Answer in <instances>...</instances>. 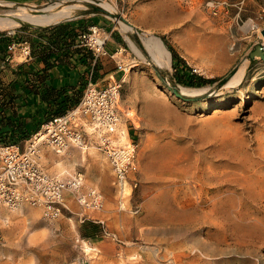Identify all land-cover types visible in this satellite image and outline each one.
Here are the masks:
<instances>
[{"label":"rangeland","instance_id":"rangeland-1","mask_svg":"<svg viewBox=\"0 0 264 264\" xmlns=\"http://www.w3.org/2000/svg\"><path fill=\"white\" fill-rule=\"evenodd\" d=\"M219 1L227 6L214 12L208 3ZM56 3L78 8L62 22L105 21L125 40L117 57L135 65L115 76L133 117L124 126L137 142L138 185L119 210L99 152L43 149L50 173H81L102 207L83 211L66 193L68 210L54 220L41 207L0 211V264H264V60L249 57L264 41V0H0V15ZM22 28L40 29L0 33ZM149 35L169 52L168 68L146 49ZM161 37L186 73L212 81L178 83ZM241 64L236 87L214 81Z\"/></svg>","mask_w":264,"mask_h":264},{"label":"built area","instance_id":"built-area-1","mask_svg":"<svg viewBox=\"0 0 264 264\" xmlns=\"http://www.w3.org/2000/svg\"><path fill=\"white\" fill-rule=\"evenodd\" d=\"M208 5L214 12L227 6L224 1ZM108 37L101 27L93 24L78 33L77 47L88 51L94 60L107 57ZM6 51L7 60L15 52L23 60L31 58L27 41L10 42ZM124 51V48L116 50L110 55L111 59ZM134 65V62L126 65L117 62L116 73L123 74ZM116 73L95 83L89 81L77 106L42 123L23 141V147L0 145V211L10 212L24 205L41 207L44 218L54 220L68 210L66 193L74 196L83 211L100 210V192L92 187L84 188L81 173L52 174L42 163L43 149L62 155L69 149L84 152L89 148H94L104 159L111 173L117 208L124 209L125 200L138 185L135 177L137 142L134 133L130 134L124 126L125 121L133 124V117L130 107L122 102L123 78H117ZM2 222L7 223V220ZM2 243L0 226V245Z\"/></svg>","mask_w":264,"mask_h":264},{"label":"crops","instance_id":"crops-1","mask_svg":"<svg viewBox=\"0 0 264 264\" xmlns=\"http://www.w3.org/2000/svg\"><path fill=\"white\" fill-rule=\"evenodd\" d=\"M73 22L68 29H74L73 38L63 36L54 40L27 29H18L10 34L6 32L13 38L10 42H30L29 60H23L18 52L7 60V45L0 41V124L7 144L15 139L22 143L25 137L48 120V114L77 106L86 84L93 78L96 61L98 70L95 76L100 77L98 81L117 72L115 63L125 64L117 55H113L112 59L110 57L114 50L125 44V40L122 36L110 37L113 29L108 28L107 22L103 21L104 24L100 25H104L101 28L109 35L106 42L109 56L97 60L88 51L77 47L78 33L85 29H79L76 27L79 24ZM76 96L79 100L74 103ZM96 183L101 186L99 180Z\"/></svg>","mask_w":264,"mask_h":264},{"label":"bare ground","instance_id":"bare-ground-1","mask_svg":"<svg viewBox=\"0 0 264 264\" xmlns=\"http://www.w3.org/2000/svg\"><path fill=\"white\" fill-rule=\"evenodd\" d=\"M58 6L60 5L56 3L55 5H50L38 11H27L25 8L20 7L15 10V12L0 15V30H7L20 25H25L31 28H47L54 24H58L63 20L71 18L77 8L76 6ZM124 29L127 30L130 29V27L124 26ZM131 45L132 48L136 50L135 46L132 43ZM144 45L148 52L151 54V57L159 65H164L166 66V68H168V66L170 65V55L169 52L164 48L161 40L158 37L154 35L147 36V38L144 40ZM262 46L264 50V41L262 42ZM244 71L245 64H241L232 74V76L226 81L225 87L233 88L239 85L243 79ZM195 92L196 90H189L186 88L181 89V94L184 95H190Z\"/></svg>","mask_w":264,"mask_h":264},{"label":"trees","instance_id":"trees-1","mask_svg":"<svg viewBox=\"0 0 264 264\" xmlns=\"http://www.w3.org/2000/svg\"><path fill=\"white\" fill-rule=\"evenodd\" d=\"M72 22H61L59 24H56L54 26H51V27H47V28H42V29H38V30H34V32H37L39 35L41 36H48L49 38L52 37L54 40L55 39H59V38H62L63 36H72L73 38V35L74 34V29H69L70 27V24ZM74 24L78 23L79 25L76 26L78 27L79 29L80 28H83V29H86L88 26H83V22H79V21H75L73 22ZM90 26V25H89ZM22 29H26V28H22ZM39 36V37H41ZM162 41L165 43V45L167 46V48L169 49L170 53H171V59H172V67L174 68V70L176 71L175 72V77H176V80L178 83H180L182 86L184 87H193L194 85H198V86H201V85H205V84H208L210 83L212 80H207V79H204L200 76H195V74H193L192 72H185V66H184V62L178 57V55L172 50V48L170 46L167 45V43L165 42L164 38L161 37ZM11 40H13V38H11V36H8L5 33H0V41L5 43L7 45V43H9ZM30 44V42H29ZM31 45V44H30ZM177 62H180L181 64V68L179 69L180 71L177 70ZM46 67V66H45ZM98 70V67H97V61L94 63L93 65V78H92V82L95 83L99 78H97V76H95V71ZM235 72V69L232 68L224 77L222 78H219L218 80H214V81H219L221 82L222 84L225 83L231 76L232 74ZM79 98L78 96L75 97L74 99V103L78 102ZM65 111H56L54 113H51V114H48L47 116V119H50L52 117H56V116H61L63 115ZM1 115V114H0ZM1 124H0V145H8L7 142L5 141V138H3V133L1 132ZM11 131V130H10ZM28 137H25L23 139L26 140ZM20 140V139H19ZM11 141V140H9ZM12 143L11 144H19L18 142V139H15L13 141H11ZM91 228H93V225H90Z\"/></svg>","mask_w":264,"mask_h":264},{"label":"water","instance_id":"water-1","mask_svg":"<svg viewBox=\"0 0 264 264\" xmlns=\"http://www.w3.org/2000/svg\"><path fill=\"white\" fill-rule=\"evenodd\" d=\"M56 25V24H54ZM261 35L262 37L264 38V27L263 29L261 30ZM254 56H258L259 58L263 59L264 60V53H263V50H262V46L258 45L255 47V49L249 54V57L252 58ZM173 94L178 97V98H182L181 94H179L178 92L176 91H173ZM183 99V98H182Z\"/></svg>","mask_w":264,"mask_h":264}]
</instances>
